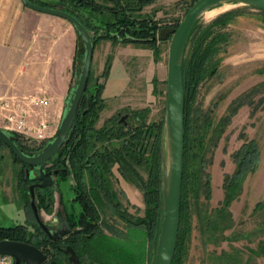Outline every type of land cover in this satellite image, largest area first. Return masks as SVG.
<instances>
[{
	"label": "rangeland",
	"instance_id": "rangeland-1",
	"mask_svg": "<svg viewBox=\"0 0 264 264\" xmlns=\"http://www.w3.org/2000/svg\"><path fill=\"white\" fill-rule=\"evenodd\" d=\"M43 1L48 3V0ZM96 1L103 6H112L109 0ZM195 1L154 0L144 7L141 15L158 21L161 30H170L169 26L176 20L182 21ZM57 2L58 0H53L49 3ZM227 13L230 15L222 19L223 23H215ZM100 14L103 13L95 12L93 15L99 25L111 21H106L107 18H111L109 12H104L102 17H99ZM199 24L197 33L206 31L205 43L212 42L214 38L217 41L214 55L217 65L211 66L215 67L212 74L201 82L189 115L190 126L195 132L192 134L205 138L204 172L210 176L211 197L208 205L211 209L218 207L225 198L224 181L227 175L234 174L236 170L234 161L236 153L244 145L255 141L260 154L256 171L247 174L240 197L230 207L234 226L224 233V239L219 244L204 245L196 217H192L184 264H230L225 261L221 263L218 260L223 252L235 253L240 257L241 264H264L262 253L264 230H259L258 218L253 215L256 204L264 200V13L242 4H222L204 13ZM170 35L165 41H161L159 34L154 49L150 46L117 42L124 45L123 48L136 46L149 49L143 55H135V50L128 49L112 51V48L108 46H103L102 49L107 48L110 53L103 55L104 51H99L101 47L98 46L99 52H96L92 64L94 68L91 83L97 85L104 83L106 90L104 89L103 94L107 92L103 96L105 107L100 113L99 122L95 125L96 129L106 126L108 120L112 118L115 120L125 118L132 122L134 112L146 111L144 115L147 117V124L155 125L153 129H149L144 142L143 151L146 155L151 152L158 127L165 117L168 58L172 34ZM104 42L116 44L110 40H102L99 43ZM185 57L187 59L186 54ZM108 63H110V71L107 77L103 78ZM142 72L145 74L148 72V75L137 76L143 74ZM153 75L155 78L152 82ZM124 77L127 81H123ZM75 84L76 81L73 86ZM119 88L128 93L132 91L129 88L138 89V94L131 95L135 98L130 96L118 100L120 96L115 95L119 92ZM207 120L212 125L208 129L203 127ZM22 139L30 148L38 147L40 144ZM163 139L166 147V134ZM3 154L10 155V149L6 146L0 147V227L23 224L33 230L35 218L18 186L16 170L20 168L23 170L24 167L21 164H15V167L12 163L14 162L12 154L9 162L2 156ZM168 161L169 155L166 148V162ZM136 170L144 181L148 180L149 170L145 166H136ZM23 172L24 176L25 169ZM106 176L112 201L109 202L103 193L98 195L99 218L96 223L98 235L107 241L103 242V246H95L101 251L100 260L94 257V260H82L81 264H154L157 245L153 240H149L145 227L132 226L121 216L128 214L133 220L145 216L143 189L138 181L120 176L116 167ZM86 178L89 179L91 186L95 185L92 184L88 174ZM75 183L74 177L54 178L53 211L50 214L42 207L40 208L45 222L55 221L57 214L63 211L71 220L79 217L83 206L82 203L74 204V199L72 200L74 196L72 188ZM21 186L26 188L22 184V179ZM114 203L121 205L118 212L113 206ZM62 245L66 249L70 247L64 243ZM233 248L237 251L234 252ZM251 250L260 252V255L252 254ZM47 252L50 253L49 250ZM66 261H68L67 258Z\"/></svg>",
	"mask_w": 264,
	"mask_h": 264
},
{
	"label": "trees",
	"instance_id": "trees-1",
	"mask_svg": "<svg viewBox=\"0 0 264 264\" xmlns=\"http://www.w3.org/2000/svg\"><path fill=\"white\" fill-rule=\"evenodd\" d=\"M31 1L47 7L61 8L75 16L90 33L94 42V50L102 40L154 48L158 40L157 35L161 30L158 21H155L152 17L141 15L144 7L154 0H109L112 6H103L96 0H58L55 4L43 3L39 0ZM95 12H109L112 14L113 19L99 25L93 16ZM229 15L230 13L223 15L215 23H223L222 19ZM180 22L181 19L176 20L174 24L169 26L172 33L176 31ZM199 27L198 22L188 38L187 52H185L187 59L185 57L183 63L185 168L182 187L181 224L173 264H184L193 216L196 217L198 222L204 245H217L224 239V233L234 226L230 207L240 197L247 174L256 171L260 154L255 141L244 145L236 153L234 156L236 170L234 174L227 175L224 181L225 198L218 207L211 209L208 205V200L211 197L210 176L204 172L205 138L192 134L193 129L190 126L189 115L201 82L212 74L214 66L217 65L214 60L215 43L217 41L214 38L212 42L205 43L206 31L198 34ZM212 65H214L213 68ZM109 71L110 63H108L103 73V78L107 77ZM91 80L92 67L71 132L60 151L50 160L53 167L59 168L57 171H59L58 174L61 178H66L72 174L76 181L74 190L79 196L74 201L82 203L83 211L77 219L71 220V218L66 217L72 232L63 241L53 242L39 227L36 220L33 230L23 224L0 227V241H19L35 245L39 249L52 251V260L56 264H68L63 252L59 250L61 242L72 247L79 256L80 261L94 260V257L100 260L101 251L99 247L95 246H103V242L107 240L98 235V224L93 222H97L99 218L97 212L98 195L103 193L107 200H112L105 184L106 175L111 174L115 167L120 176L138 181L144 191L145 216L133 220L128 214H122L126 222L132 226L145 227L149 240H153L157 245L164 218L162 196L164 121L159 125L151 152L147 155L143 151L145 148L144 142L149 129H153L155 125L147 124V117L144 115L146 111L134 112L131 118L132 122L127 121L124 124L120 119L115 120L112 118L108 120L109 124L107 123L101 129H96L95 124L105 107L103 99L105 85L104 83L92 84ZM211 126V122L207 120L203 127L208 129ZM13 139L26 154H34L45 147V143H41L38 147L30 148L23 142L22 138L14 137ZM4 146L6 145L0 142V147ZM10 152L15 164H21L24 168L31 167L22 163L11 150ZM136 166H145L149 170L147 181L139 176ZM23 170L20 168L18 171V186L21 195L30 208L26 184L30 180H27L26 173L23 176ZM86 171L90 173L95 184L93 188H89L85 181ZM21 179L26 188L21 186ZM36 200L40 208L42 207L50 214L52 213L55 204L52 188L37 189ZM116 211L118 212L119 209L116 208ZM253 215L258 218L259 230H264V200L256 204ZM233 251L236 252V248H233ZM251 252L260 255L258 251L251 250ZM262 253L264 254V249ZM218 260L221 263L225 261L230 264H241L240 257L235 253L223 252Z\"/></svg>",
	"mask_w": 264,
	"mask_h": 264
},
{
	"label": "water",
	"instance_id": "water-1",
	"mask_svg": "<svg viewBox=\"0 0 264 264\" xmlns=\"http://www.w3.org/2000/svg\"><path fill=\"white\" fill-rule=\"evenodd\" d=\"M23 4L35 11L52 14L68 20L78 32L84 46V55L76 84L70 95L69 102L62 116L57 135L48 141L39 153L26 154L14 141L19 134L0 128V142L4 143L14 155L24 164L35 166L40 172L41 183L27 185L29 205L39 227L53 242L66 238L72 232L64 212L56 216L54 222H45L36 200V188L46 189L53 185V175L59 171L46 172V164L62 148L69 136L73 123L77 117L82 96L86 90L91 72L94 42L75 16L61 8L43 6L31 0H21ZM222 4H242L264 12V0H197L188 10L178 28L171 30L162 29L160 40L165 41L172 34L167 73V101L164 117V131L166 134V147L163 154V208L164 219L159 234L157 253L154 264H173L176 254L178 236L181 224L182 187L185 168V106L183 95V63L188 38L207 11ZM166 148L169 161L166 162ZM168 163V164H167ZM168 165V166H167ZM27 180H33L28 171ZM66 255L70 264H81L80 258L72 247H67ZM0 256H10L14 264H46L50 253L39 249L35 245L13 240L0 241ZM51 264H56L52 261Z\"/></svg>",
	"mask_w": 264,
	"mask_h": 264
},
{
	"label": "crops",
	"instance_id": "crops-1",
	"mask_svg": "<svg viewBox=\"0 0 264 264\" xmlns=\"http://www.w3.org/2000/svg\"><path fill=\"white\" fill-rule=\"evenodd\" d=\"M39 1L47 3V1ZM52 1L48 0V3ZM112 19L111 14V18H107L106 21ZM98 46L101 49L103 46L111 47L112 51L113 49L135 50V55H143L149 50L136 46L123 48L124 45L120 43L115 45L99 43L95 47L92 64L96 52L104 51L103 55L110 53L107 48L98 51ZM116 53L119 54L117 51ZM83 55V42L68 20L35 11L26 7L21 0H0V96L11 93L47 95L52 100L53 119L57 126H60L75 86L73 84L82 66ZM145 72L137 76L148 75L150 71L146 74ZM152 77L153 82L155 76ZM123 81L127 79L124 77ZM129 90L132 91L128 93L119 88L115 96H120L118 100H122L138 94V89L129 88ZM133 96L131 98H135ZM10 155L2 156L9 162ZM12 163L16 167L15 162Z\"/></svg>",
	"mask_w": 264,
	"mask_h": 264
},
{
	"label": "built area",
	"instance_id": "built-area-1",
	"mask_svg": "<svg viewBox=\"0 0 264 264\" xmlns=\"http://www.w3.org/2000/svg\"><path fill=\"white\" fill-rule=\"evenodd\" d=\"M51 108L52 100L44 94L11 93L0 96V128L31 142L46 144L59 129ZM0 264H14V259L0 256Z\"/></svg>",
	"mask_w": 264,
	"mask_h": 264
},
{
	"label": "flooded vegetation",
	"instance_id": "flooded-vegetation-1",
	"mask_svg": "<svg viewBox=\"0 0 264 264\" xmlns=\"http://www.w3.org/2000/svg\"><path fill=\"white\" fill-rule=\"evenodd\" d=\"M159 34H160V32L158 33V35H157V39H158V36H159ZM99 44V43H98ZM97 44V45H98ZM100 118H101V116L99 117V119L97 120V122H96V124L99 122V120H100ZM120 121L121 122H123L124 124H126V122H127V120L125 119V118H120ZM95 124V125H96ZM24 165V164H23ZM25 166V165H24ZM30 168V169H29ZM25 169V173L26 174H28V171H29V173H30V176L33 178V180H31V181H28L26 184L27 185H29V184H31V183H41V181H40V172H39V170L37 169V167H35V166H31V167H25L24 168ZM46 172H54V171H57V170H59V168H55V167H53V164L52 163H50V161H48L47 162V164H46ZM20 170V169H19ZM18 170V171H19ZM89 175L90 176V180H92V177H91V175H90V173L88 172V171H86L85 172V181H86V183H87V185H88V187L89 188H93L95 185H94V183H92L94 186H91L90 184H89V182H88V178H86V175ZM55 177H57V178H61V176L59 175V174H57V175H53V183H54V178ZM69 177H73V175L72 174H70L67 178H69ZM92 182H93V180H92ZM107 183H108V180L106 179V187H108L107 186ZM75 185H76V183H75ZM75 185H73V188H72V193H74V196L72 197V200L74 199H76V197L77 196H79L78 194H77V192H75V190H74V187H75ZM48 188H53V185L51 186V187H48ZM37 189H40V188H36V191H37ZM47 189V188H46ZM109 192V194H110V190L108 191ZM73 200V202H74V204L75 203H78V204H80V202L79 201H74ZM112 200H110L109 202H111ZM119 205L120 204H116V203H114L113 204V206L115 207V209L116 208H118L119 209ZM32 211V210H31ZM64 212V211H63ZM60 213V212H59ZM65 213V215H66V217L67 218H69L70 219V217L67 215V213L66 212H64ZM124 215V214H123ZM123 215H121V216H123ZM34 216V215H33ZM54 222V221H53ZM71 222V221H70ZM93 223H96V222H93ZM97 224V223H96ZM64 239H62V240H60V241H63ZM62 243L63 242H61L60 243V245H61V247L59 248V250L61 251V252H63V254H64V256L67 258V260H68V262H69V257L66 255V253H65V249H66V247L64 246V245H62ZM52 252V251H51ZM51 252H50V257H49V261L46 263V264H51V262L53 261L52 260V256H51ZM70 263V262H69Z\"/></svg>",
	"mask_w": 264,
	"mask_h": 264
}]
</instances>
